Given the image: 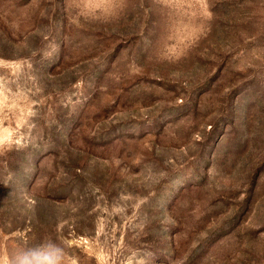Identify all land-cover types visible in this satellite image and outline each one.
Masks as SVG:
<instances>
[{"label": "rangeland", "instance_id": "1", "mask_svg": "<svg viewBox=\"0 0 264 264\" xmlns=\"http://www.w3.org/2000/svg\"><path fill=\"white\" fill-rule=\"evenodd\" d=\"M264 264V0H0V264Z\"/></svg>", "mask_w": 264, "mask_h": 264}, {"label": "clouds", "instance_id": "2", "mask_svg": "<svg viewBox=\"0 0 264 264\" xmlns=\"http://www.w3.org/2000/svg\"><path fill=\"white\" fill-rule=\"evenodd\" d=\"M62 259V250L50 242L19 252L14 264H62Z\"/></svg>", "mask_w": 264, "mask_h": 264}]
</instances>
